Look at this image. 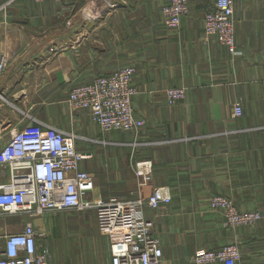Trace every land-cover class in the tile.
Segmentation results:
<instances>
[{"label": "crops", "instance_id": "crops-1", "mask_svg": "<svg viewBox=\"0 0 264 264\" xmlns=\"http://www.w3.org/2000/svg\"><path fill=\"white\" fill-rule=\"evenodd\" d=\"M162 1L0 0V55L8 59L0 138L4 144L31 120L75 134L77 149L91 154L81 166L95 176L94 196L107 199L133 196L136 161L150 160L143 196L156 186L172 196L159 209L143 208L162 244V264H194L197 249L232 241L241 250L237 264H264V223L225 229L208 202L211 193L230 192L246 207L264 205V0H235L236 52L204 40V13L215 0H190L174 29L163 20ZM125 65L137 69L133 107L145 120L137 135L144 144L134 149L135 132L103 131L88 110L67 102L74 85ZM171 86L186 88L173 105L165 96ZM237 101L243 113L234 116ZM109 160L110 174L103 166ZM105 238V264H112Z\"/></svg>", "mask_w": 264, "mask_h": 264}, {"label": "built area", "instance_id": "built-area-1", "mask_svg": "<svg viewBox=\"0 0 264 264\" xmlns=\"http://www.w3.org/2000/svg\"><path fill=\"white\" fill-rule=\"evenodd\" d=\"M161 8L165 24L174 29L189 15L191 3L190 0H165ZM234 15L235 0H215L204 13V40L215 38L231 52H236ZM7 66V57L0 55V75ZM136 71L134 65H125L112 73L97 75L89 82L76 84L67 102L72 110H88L103 131L125 130L138 134L145 120L137 116L133 107V97L138 92L133 83ZM165 96L167 103L173 105L186 96V88L168 87ZM242 113L240 101L235 102L233 115ZM74 138L73 133L31 120L15 129L2 145L0 218L30 217L14 232L8 231L10 224L6 221L0 223V264H62L53 262L47 243L53 233L51 223H37L36 219L47 220L52 213L61 210L88 209L95 211L98 228L108 238L112 264H162V244L155 234L154 221L144 216L143 208L159 209L169 204L172 196L166 186H156L150 195L143 196L142 187L152 179V162H136L135 173L140 181L133 196L96 197L95 176L81 166L91 154L78 150ZM212 203L230 208L232 221L249 219V216L236 214L223 197L215 196ZM240 257V247L230 243L216 249H197L192 261L194 264H237Z\"/></svg>", "mask_w": 264, "mask_h": 264}, {"label": "rangeland", "instance_id": "rangeland-1", "mask_svg": "<svg viewBox=\"0 0 264 264\" xmlns=\"http://www.w3.org/2000/svg\"><path fill=\"white\" fill-rule=\"evenodd\" d=\"M164 2L165 0L162 1V5ZM134 134L135 137L132 143L135 147H133V149L139 146L140 143L141 145L144 144V142H141L137 137L139 133ZM2 145L3 139L0 138V147ZM96 166L99 167L97 164ZM103 166L106 169L105 173L107 172L110 174L115 172V168L111 167L110 160L103 164ZM94 170L93 172L96 171ZM97 171L101 172L102 170L97 169ZM215 196L225 198L230 203L231 207H233L236 214L249 216V219H242L240 222L232 221L228 213L230 212V208L213 205L212 199ZM111 197L126 198V196L123 197L121 195H112ZM208 198L209 209L211 212L213 211V213H216L221 217V223L225 229L234 230L241 226L254 227L260 223H264V205L254 204L253 206L246 207L239 204L230 192L211 193ZM57 212L58 213H53L48 217V223H52L53 226V233L52 237L47 239V243L51 248L53 259L56 260V262H65V264H105L108 252L105 238L106 235L97 227L95 211L88 209L79 212H72L69 210H61ZM29 217L30 215L17 217L8 216L0 218V223L6 221L10 224L8 226V231L14 232L19 230L22 223L29 219ZM237 220H239V218H237ZM46 221V219L38 220V222H44V224ZM230 243L239 246L235 241Z\"/></svg>", "mask_w": 264, "mask_h": 264}]
</instances>
